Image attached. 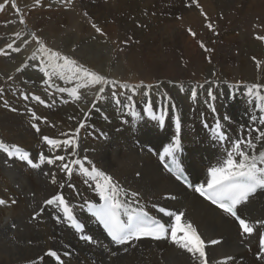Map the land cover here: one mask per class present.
<instances>
[{
	"label": "bare ground",
	"instance_id": "bare-ground-1",
	"mask_svg": "<svg viewBox=\"0 0 264 264\" xmlns=\"http://www.w3.org/2000/svg\"><path fill=\"white\" fill-rule=\"evenodd\" d=\"M49 1L52 0H41L25 30L10 8V0V7L3 9L0 17L8 18L6 22H11L14 30L22 31L29 42L21 54L9 60L0 59V85L36 51L37 45L32 40L35 34L78 64L117 81L115 91L122 104L129 103L127 95L132 93L121 89L120 84L143 87L137 88L131 107L124 108L115 103L110 85L103 94L105 99L98 102L86 127L78 134L77 155L70 156V150L50 149L42 138L63 140L67 137L62 133L74 132L83 119L81 109L87 110L97 89H81V100L73 101L67 92L61 93L57 88L70 89L74 84L53 78L50 81L53 94H42L51 102L45 105L40 103L45 101L41 97L40 101L31 98V91L43 92L45 78L29 65L36 76L25 80L24 91L17 93V104L21 107L0 109V143L27 152L34 162H38L43 152L48 157L59 154L79 159L89 171L96 167L125 190L138 192L143 211L166 226L170 225L171 217L159 212V208L183 212L184 222H191L206 242L208 264H219L225 257H231L227 264H264L256 259L259 251L256 233L250 238L242 237L231 217L202 200L194 190L177 183L159 159L164 148L179 138L177 162L185 167L194 183L205 184L208 169L226 157L231 140L247 136L250 117L259 115L257 106L264 105V88L260 94L248 92L252 84L264 85V41H253L250 30L254 24L264 26V0H197L199 8L187 6L190 0H121L117 5L121 4L122 10L117 5L104 10L90 0H79L76 4H81L88 27L76 22L73 14L57 9L58 3L50 5ZM3 3L5 0H0ZM147 23L154 28L145 32L142 24ZM209 23L214 30H209ZM93 24L108 37L107 42L99 36H84L88 28H94ZM189 29L196 33L195 37L189 34ZM105 42L104 62L84 59L83 51ZM201 42L212 51L204 53L199 46ZM115 43H120L124 52L114 58ZM257 61L261 64L259 69ZM24 71L30 73L28 68ZM209 90L215 100L208 97ZM193 91L197 93L195 100ZM121 92L125 94L120 95ZM2 94L0 102L11 106L14 97L4 89ZM25 95L28 99L23 98ZM149 104L152 111L146 112ZM33 114L44 119H33ZM217 123L226 135L224 141L215 135ZM261 150L264 147L258 145L257 151ZM60 163L32 169L26 162L10 159L0 151V200L5 201L0 205V264H197L190 254L168 239L141 240L133 246L109 242L84 204V201L99 202L94 182H86L88 178L80 173L79 165L73 166L69 177L59 169ZM57 193L74 209V216L84 224L82 234L90 237L91 242L82 239L81 232L76 233L62 216L57 219L61 214L54 206L44 204ZM240 214L254 226L256 221L264 220V190H257L248 203L241 205ZM258 231L264 232V227ZM211 240L220 243L212 245ZM49 250L57 256H47Z\"/></svg>",
	"mask_w": 264,
	"mask_h": 264
},
{
	"label": "snow or ice",
	"instance_id": "snow-or-ice-1",
	"mask_svg": "<svg viewBox=\"0 0 264 264\" xmlns=\"http://www.w3.org/2000/svg\"><path fill=\"white\" fill-rule=\"evenodd\" d=\"M9 0H5V3L0 4V10L5 9ZM40 0H36L39 4ZM195 5L197 8L200 5L197 0H190V4L187 6ZM11 8L16 9L19 13V8L15 0H11ZM201 15L205 20L208 19L206 14L201 10ZM179 19V18H178ZM23 24L25 21L23 18L19 21ZM96 32L104 35L99 27L93 24ZM209 30H214L211 23L207 24ZM189 34L193 37L196 33L191 29L188 30ZM17 39L20 38V33H15ZM258 41H264V36H256ZM32 40L35 41L37 48L36 51L28 58L31 61H40L38 70L46 78L45 84H49L53 78L65 81L68 84H74L70 89L57 88V91L61 93L67 92V95L72 98L73 101L81 100V89L96 88L97 91L94 94V99L91 101V105L85 109H81L83 113V119L78 122V126L74 132L62 133L61 135L67 138L63 140L52 139L44 136L43 142L49 146L50 149H63L68 152L70 150V156L77 155V149L79 147L78 134L81 129L86 127V121L90 116V113L96 108L99 101L105 99V86L111 85L114 89L112 95L117 105H122L124 108L131 107V101L137 88L143 87V85L130 86L127 84H120L121 89H126L132 95H127V101L129 103L122 104V101L117 97L115 91L117 81L109 80L106 76L98 74L95 71H90L88 68L68 55L62 54L59 51H54L48 48L44 41L41 40L35 34L32 35ZM25 44L27 40L23 41ZM15 41L9 43L7 48L13 52L21 51L20 47L14 46ZM200 48L205 52H211L212 49L207 48L202 42ZM0 55H8L4 50H0ZM211 63V60H209ZM29 65L27 63L22 64L16 68V72L20 73L24 71ZM256 66L259 69L261 64L256 62ZM215 75V73H213ZM8 80H13L12 76H8ZM49 86H51L49 84ZM264 85L252 84L248 88L249 94L256 92L261 93ZM3 92V88H0V93ZM125 93L121 92L120 95ZM144 95H148L147 92ZM208 97L215 100L216 97L212 91H208ZM24 99H28L25 95ZM33 100L40 101L38 96L33 95ZM197 98V93L192 92V99ZM43 103V101H40ZM259 115H252L250 117L251 125L247 129V136H241L238 139L231 140V147L226 149V157L222 159L216 166H212L207 171V180L205 184H199L194 187V191L202 197L205 201H208L211 205L215 206L221 213L227 217H231L235 223L239 226L240 235L245 238L253 237L256 233L258 236L259 251L256 255V259L264 261V232H259L258 228L264 227V220L256 221L254 226L250 221L243 218L240 214V206L249 202L257 190H264V150L257 151V146L264 147V127H257L256 125L264 126V105H258ZM14 110V109H13ZM146 112L152 111V105L149 104L145 108ZM215 111V109H213ZM33 119L43 120L33 114ZM46 122V120L44 121ZM160 124L164 123L163 117L159 119ZM39 131V127L36 124L32 125ZM177 133L180 131V121H176ZM220 129V124L217 123L215 135L219 137L220 141L226 139V135L223 134ZM255 133V135H253ZM103 135V133H102ZM181 143L179 138L173 139L171 145L165 147L163 153L160 154L159 159L165 168L172 170L173 167L177 169L176 179L183 180L182 172L179 170L177 164L176 153L179 151ZM0 151L7 154L11 159L13 157L20 161L26 162L32 169H40L42 165L47 164L52 166L57 161L61 163L58 165L62 172H66L70 177L73 172V166L79 165L80 173L87 177L88 181H93L95 184L94 191L99 197L98 203H92L84 201L89 213H91L98 223L103 227L108 237L116 245H129L133 246L136 242L143 239L161 240L168 239L169 242L176 246L178 249L190 254L194 262L197 264H208L207 253L205 251L206 242L201 238L196 227L191 222H184L183 212H172L165 208H159L158 211L171 217L170 225L166 226L163 223L158 222L156 219L148 216L143 211V206L139 204V193L135 191H127L122 188L118 182H116L112 176L106 174L102 170H98L96 167H92L91 171L84 166V163L79 159H70L66 155L55 154L52 157L46 156L43 152L38 157V162H34L27 152H21L19 148L15 146H8L4 143H0ZM238 158V159H237ZM48 175V173H45ZM187 184V181H184ZM52 183H56L55 174H52ZM69 187H73L71 184ZM189 188H193L192 184H187ZM64 187L63 184L60 185ZM123 195V198H122ZM12 203H16L15 200ZM5 201L0 200V205H4ZM46 206H54L56 210L61 214L63 221L67 222L69 227L80 231L82 234L81 225L78 223L77 218L74 216V209L66 201L65 197L57 193L51 198L44 201ZM135 205V207H133ZM122 216H126V219H122ZM35 219V216L33 217ZM82 239L91 242V238L82 234ZM209 243L212 245L219 244L218 240H211ZM126 251V249H125ZM49 257L57 256L55 251L49 250L46 253ZM231 257L223 258L219 264H227V261Z\"/></svg>",
	"mask_w": 264,
	"mask_h": 264
},
{
	"label": "rangeland",
	"instance_id": "rangeland-1",
	"mask_svg": "<svg viewBox=\"0 0 264 264\" xmlns=\"http://www.w3.org/2000/svg\"><path fill=\"white\" fill-rule=\"evenodd\" d=\"M78 1L79 0H59V2H55L54 0H52V1H49L48 4L53 5V3H58L60 6L57 7V9L60 8V10H66V12H68L70 14H73V16L76 19V22H78L79 24H82V25H84L86 23V26L88 27L89 23L84 21L85 20V16L82 15V8L80 7L81 4H79V5L76 4V3H78ZM90 1L95 3V4L101 5V8L104 9V10H106V9L107 10H112V9L115 8V5H117V4H119L121 2V0H90ZM114 1L115 2L118 1V3H115ZM15 2H16V4H17V6H18L20 11L18 13L16 11V9H13V8L12 9L15 11V13H16V15L18 17V19H17L18 22L20 21L21 18H23V20L25 21L23 24H21L19 22L20 27L22 28V30H25V27H29V21L32 20V16H31L32 13H35V12H33L34 9L40 8L41 0H40L39 4L36 3V0H15ZM10 5H11V0H10ZM7 6H9V3L7 4ZM7 6L5 7V9L7 8ZM121 6L122 5L120 4V5H117L116 7H117V9L120 7L118 10H122L123 8ZM4 10H0V16L5 12ZM44 10L45 9H39V11H44ZM7 19L8 18L3 20V18L0 17V22L2 21L0 23V50H4L5 52L8 53V55H0V59H4V60H7V59L9 60L12 56L21 54L23 52V47L26 46V44L23 42L25 40V38L22 36L23 32L22 31H18V30H14L11 27V22H6ZM142 25H143L142 27L145 26L143 28V30L145 29V32H147L148 30H151L152 28H154L153 25H151V26H153V27H151L150 24H148V23H147V25L146 24H142ZM139 26H141V24H139ZM249 26H251V25H249ZM250 28H252L250 30H251V32L253 34L251 36V39L253 41H256V42H263V41H258L257 39H255V37L258 36V35L259 36H264V26L260 25V24H254ZM11 30H13V31H11ZM17 31L20 32V34H21L19 39H17L16 36H15V33H17ZM84 36H99L100 38L105 39L106 42H107V39H108V37L97 33L94 28H88V33L84 34ZM13 41H15V45L14 46L21 47L20 49H21L22 52L21 51L13 52V51H11L10 49L7 48V45L9 43H12ZM106 42L104 44L101 43L102 45H100V46H94L93 48H89L88 50L83 51V53H81V54H84L85 57L79 55L78 53L77 54L79 55V57H81V58L84 57L85 60H89V61H92V62L93 61H103L105 56L107 55V51L105 50L106 49ZM45 45L48 48H50V49L52 48L50 46L51 44L50 45L45 44ZM52 50L57 51L55 48H52ZM123 52L124 51H123L122 45L120 43H115L114 44V52H113V56L112 57H114V58L115 57H119V56H121L123 54ZM32 53H33V51H32ZM32 53L25 58V60H24V62L22 64L27 63L28 65H33V67L36 68V70L34 72H36L37 74H39V73L42 74L38 70V65L40 63V62H38V59L36 61H33V62L28 59L32 55ZM204 53H206V52L204 51ZM111 60H112V58L108 59V62H110ZM27 68L30 70V73H27L26 71H22L20 73H17L16 71H14L12 73L13 75H10V76L13 77V80L10 81V80L6 79L4 81V83L0 85V88H3L4 90H6V92H8V94L10 93L14 97V100H15V101L12 100V102H14V103H11V106L5 105V103L3 104V102H0V109L2 108L3 110H5L6 108L10 109V108H19V107H21L20 104H17L18 103V99H19V96L17 95V93H18V91H20V92L24 91V89H25L24 85L27 83V81L25 82V80H29L30 81L32 75L36 76V73L34 74V72H31V68L29 66ZM90 71H95L98 74H100L96 70H90ZM109 71H111V70L109 69ZM25 74H27V75H25ZM127 82L130 83V81H127ZM33 84H35V83L33 82ZM33 84L31 83V85H33ZM44 84L45 83H43V85L41 86L43 92H40V93L37 94L35 91H31L30 89H29V91H31V93L33 95L36 94L39 98L41 97L43 100H45L43 103L45 105L49 106L51 104V102L49 101L48 96H46V95H48L49 93L53 94L54 90L52 89V86H49L48 84H45V85ZM49 84L51 85L50 82H49ZM235 84H240V83H235ZM18 88H20V89H18ZM109 88H110V85L105 86V89H109ZM44 92H46L47 94L46 95H42ZM0 94L3 95L2 93H0ZM43 96H44V98H43ZM28 106H31V105H28Z\"/></svg>",
	"mask_w": 264,
	"mask_h": 264
}]
</instances>
